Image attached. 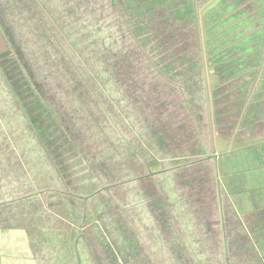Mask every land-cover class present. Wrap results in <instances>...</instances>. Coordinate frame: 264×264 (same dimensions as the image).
I'll return each instance as SVG.
<instances>
[{"label":"rangeland","instance_id":"1","mask_svg":"<svg viewBox=\"0 0 264 264\" xmlns=\"http://www.w3.org/2000/svg\"><path fill=\"white\" fill-rule=\"evenodd\" d=\"M115 1L118 8H125L133 0ZM195 1L197 14L202 15L214 0ZM246 5L251 12L252 6ZM117 7L112 0H0V28L8 41L5 45L0 35V67L31 120L42 129L37 136L43 138L53 160L61 163L62 175L68 178L70 186L76 185L74 179L77 186H84L79 180L93 184V180L87 179L92 174L97 176L102 187L118 181L113 193L118 200L126 201L134 212L158 208L160 192L163 193V187L170 183L167 179L149 180V174L166 165L178 167L173 171L180 189L178 193L181 200L188 199L185 207L191 210L190 220L200 225L193 229L198 236L188 234L190 240H183V248L189 251L190 258L199 251H210L209 258L191 259V264H222L216 251L221 229L213 224L203 225L204 221L216 224L222 221L229 239L231 264H259L258 257L264 250L260 243L264 240L263 229L247 227L225 200L224 214L219 215L215 181L209 179L213 173L210 159L192 166L183 163L190 161L202 148L207 150L208 156L212 157L213 153L217 156L226 148L225 142H229L234 130H240L243 125L249 124L238 133V141H261L264 138V91L250 121L237 126L236 100L246 76L240 75L233 80L225 78V72L219 71V66L212 67L202 55L205 79L202 90L198 79L202 73L197 67L198 43L194 41L195 30L189 24L184 22L169 31L159 22L155 25L148 22L145 27L137 23L131 31L134 36L130 37L117 21ZM130 9L131 6L126 10ZM165 12L158 7L152 21L165 16ZM85 23L109 29L111 45L104 46L96 41L92 32L96 29L84 27ZM44 26L66 51L70 61L82 71L84 81L92 85L93 95L81 79L72 74ZM147 33L150 39H146ZM138 44L149 46L148 51L141 52ZM8 46L15 49L17 61L7 56ZM216 77L220 78L218 87ZM204 91L208 107L204 103ZM9 96L0 93V114L5 112L4 122L16 124L18 111L12 110L15 104ZM3 100L6 107H3ZM101 108L125 134L128 144L141 152L145 162L126 150L125 141L115 135ZM209 113L215 116V121L209 118ZM3 125L0 121L2 130ZM10 138L18 146L22 142L16 134ZM31 145L32 149L25 148V155H19L38 179L37 172L43 173L44 168L34 160L33 152H37ZM153 158L164 162L152 165ZM130 178H138L140 185L136 187ZM137 194L143 199L150 196L151 202L135 203ZM105 202L104 199L96 200L92 205L96 207V203ZM109 213L106 221L112 223L113 216L119 218L114 211ZM173 216L182 218L179 214ZM254 230L260 234L251 235ZM180 231L184 233L182 228ZM174 262L185 264L181 260Z\"/></svg>","mask_w":264,"mask_h":264},{"label":"flooded vegetation","instance_id":"2","mask_svg":"<svg viewBox=\"0 0 264 264\" xmlns=\"http://www.w3.org/2000/svg\"><path fill=\"white\" fill-rule=\"evenodd\" d=\"M112 1L113 5L117 7L116 1ZM192 1L195 5V13L197 15L196 1ZM216 1L217 0L212 1L204 9L202 14L214 10L221 4L217 10L215 9L216 11H214L213 16L230 20L225 22L226 26L222 29L226 33L222 36L223 39L228 38V40H230L231 37L234 38L217 53L221 61L212 60L209 62L207 60L208 52H206L204 45H199V56L201 60L197 61V67L201 69L202 77L198 79L200 80V88L203 90L205 87V79L202 55H205L204 60H207V63L212 67L213 65L219 66V71L225 72V78L233 80L240 75L246 76V80L242 85V91L236 100V123L237 126H239L242 122L248 123L253 117L254 108L257 105L259 96L264 91V0H219L213 7L212 4ZM246 3L252 6L251 12L247 10ZM44 27L50 40L53 41L54 37L50 34L51 32L46 26ZM240 32L245 33L248 38L244 44L234 47L236 36L240 35L241 37ZM0 35L3 43L8 45V41L2 33L1 28ZM54 43L57 45V41ZM240 46L241 48H239ZM202 51L206 53H202ZM222 51L224 52L223 56L221 55ZM6 52L11 60L17 61L15 49L8 46ZM235 52L237 53L233 56L235 57V61L228 59L231 53L235 54ZM211 55H214V53ZM0 69L4 73V69L1 67ZM4 75L8 78L5 73ZM219 79L220 78L216 77L217 87ZM0 85L1 92L7 93L4 91V85L6 84L3 82L1 76ZM203 93H205V91ZM8 94L13 101L14 98L11 93ZM205 96L204 103H206L208 107L206 93ZM13 103L16 105L17 102L15 103L13 101ZM6 106L7 103L3 100V107ZM3 107L1 105V109ZM46 107L50 111L47 105ZM25 109L28 121L19 107L16 106L15 109H12L18 111L16 115L18 116V122L16 124L11 121L4 122L6 121V115H3L5 112L0 114V121L4 124V130L0 128V162L3 164V168L0 170V206L33 196L42 197L47 207H49V205L52 208L61 206L62 214L69 217V220L75 223L76 226L77 238L72 247V251L76 257L75 264H81V254L78 247L80 239L81 243L84 241V245L88 246L91 252H93V247L95 245L89 240V237L92 236L102 238L105 240L106 246L108 245L112 251L115 250L120 253H124L126 250L125 242H131L133 246L132 261L124 262L123 259H119L120 261H117V264H181L180 262H174L176 260H181L185 264H191V259L201 261V259L205 260L210 257V251L207 253L203 250L190 258L189 251L183 248V240H190L191 234L198 236L193 229L195 226L197 228L200 227V225L197 224L196 221L193 223V221L190 220L191 210L185 207V203L188 199L181 200V194L178 193L180 189L176 186L173 172L177 170L178 167L173 168L172 166L166 165L162 167L161 170L149 174V178H147L149 180L161 181L167 179L170 183L168 186L163 187V193L160 192L161 198L157 201L159 204L158 208H145L141 212H134L130 205L125 204L126 201L123 202L118 200L113 193V189L116 188L118 181L111 186L105 185L102 187L99 186V179L97 176L88 172L91 173L92 176H89L87 179L93 180V184H90L88 181L83 182L79 180V184L84 186H77V181L74 179L76 185L71 184L70 186L66 181L68 178L62 175L61 163L53 160V156L50 155L48 148L43 144V138L40 135L37 136L42 129L38 128L37 123L31 120L26 107ZM103 109L104 108H101V110ZM106 114L107 116L105 117H107L110 122L115 135H117L120 140L125 141L126 150L130 151L133 156L137 157L142 162H145V159L141 156V152L128 144L125 134L117 129L107 111ZM208 115L209 118L212 117L214 120L215 116L213 114L210 115L209 113ZM207 123L209 127V120H207ZM248 125H243V127L247 128ZM250 127L251 126H249V128ZM242 128L240 130H234L229 142H225L226 148H223L217 156L215 153L212 154V157L208 156L207 150L202 148L197 154L191 157L192 159L190 161L186 160L183 164H185V166H192L210 159L213 166V173L210 174L209 179L215 181V204L219 215L223 216L224 214L223 205L225 200V204L229 209L232 210V212L236 214V217L241 219L247 227L251 230L263 229L264 232V138L258 142H250L247 140L238 141V133H240ZM15 134L20 138V141H22L19 146L16 143L15 146L14 140L12 141L10 138V136H14ZM24 142H28L29 144H24ZM31 144L34 145V150L37 152H33L35 155L34 160L38 161V164H35L41 165L44 168L43 173L37 172L38 179L34 178V170L29 165L26 166L22 157H20V155L24 154L25 148L29 149ZM72 150L77 152L74 146H72ZM133 150L136 151V154H133ZM29 154L30 153L27 152L28 156ZM203 155L206 157L199 158ZM180 159H183V157ZM150 161L152 165L156 162H160V164L164 162L157 158H153ZM57 163H59V165H57ZM144 165H146V163H144ZM179 166H182V164L179 163ZM136 179L138 178H130L129 181L137 187L140 184L137 183ZM139 195L141 194L135 195L137 197L135 203L141 204L144 200L148 203L151 202L150 196L143 199ZM154 196H156V193ZM102 199L106 200V202L96 203V207L92 205V202ZM119 202H121L123 206H121ZM132 202H134V200ZM110 211H114L119 216V218L113 216L112 223L105 220L106 215L110 214ZM160 213L161 216L158 217ZM174 214H179L182 218H174ZM120 218L122 221H120ZM206 224H210V226H212V224L215 226L217 225L221 229L219 234L220 245L219 248L217 246L216 251L219 252L218 257L222 261V264H231L232 259L229 253V239L222 221H219L218 224H216V222L212 223V221L210 223L204 221L203 225ZM180 228L184 230L183 234ZM259 234V231L256 230L251 233L253 236ZM150 235L158 236L163 240V243L155 244L148 242L145 237ZM258 237L259 236L256 238ZM141 238H143L144 244L141 243ZM260 243L264 245V240H261ZM101 246L105 247L102 243ZM156 247L163 248V259H161L159 253L156 254L157 258H155V254L147 253L146 250L155 251ZM258 259L257 261L259 264H264V250H261Z\"/></svg>","mask_w":264,"mask_h":264},{"label":"crops","instance_id":"3","mask_svg":"<svg viewBox=\"0 0 264 264\" xmlns=\"http://www.w3.org/2000/svg\"><path fill=\"white\" fill-rule=\"evenodd\" d=\"M2 168L0 162V170ZM61 210V206L47 207L40 196L0 206V264H75L72 247L77 238L76 226ZM145 238L150 243H163L158 236ZM89 240L95 245L94 253L84 245V241L81 243L79 240L81 264H117L121 259L132 261L133 246L130 241L125 242L126 250L120 253L112 251L102 238L92 236ZM146 251L155 254V258L159 253L163 259L164 250L161 247Z\"/></svg>","mask_w":264,"mask_h":264},{"label":"trees","instance_id":"4","mask_svg":"<svg viewBox=\"0 0 264 264\" xmlns=\"http://www.w3.org/2000/svg\"><path fill=\"white\" fill-rule=\"evenodd\" d=\"M221 4L215 8L216 10L220 7ZM131 6V9L126 10ZM158 7L164 8L166 10L165 16H162L159 19H155L152 21L153 16L156 15V9ZM212 10L207 12L206 14L199 15L195 13V5L193 4L192 0H133L129 5L127 4V7L122 8L119 7L116 9V17L118 23L122 26V28L126 31H128L129 36H134L133 33H131L132 28L134 27V24L140 23L141 26L145 27L149 23L151 25L157 24V22L161 23V25H164L167 30H171L174 27L181 25L182 23L186 22L195 30V36L194 41L195 43H198V47L196 49V53L198 54V60L200 61L201 58L199 56L200 49L199 45H204L206 52H208V61H221V58L217 55L219 51H221V48L223 46L228 45L231 40L234 37H231L230 40L228 38L223 39V36L226 32L223 31V27L226 26L225 22L230 21L229 19H220L218 16H213L214 11ZM162 11V10H160ZM128 14V15H127ZM127 17V19H126ZM134 17H137L138 20L134 19ZM149 22V23H148ZM200 22V24H199ZM84 27H91L92 29H96L92 32L94 36H96V41L99 40L101 45L104 46H110L111 45V39L109 38L110 30L105 27H98L96 24H84ZM200 28V29H199ZM240 35L236 36V41L234 43V47L238 45H242L246 42L248 36L245 35V33L240 32ZM243 35V36H242ZM141 37V36H139ZM146 39H150V34H146ZM53 39V38H52ZM54 42H56L55 39H53ZM229 41V42H228ZM150 40L148 41L147 45L149 44ZM57 47L59 49V52L63 55L64 59L68 62V66L71 69L72 74H74L77 78L81 79L82 83L84 84L86 90L93 95V87L91 84H87L83 79V73L80 71L77 67V65L70 61L69 57L66 54V51L61 48V46L57 43ZM145 48V49H144ZM138 49H140L141 52H146L149 49V46H142L141 44H138ZM230 51V50H229ZM210 53V54H209ZM214 53V55H211ZM224 52L222 51L221 55L223 56ZM235 54L231 53L230 57L228 59H231L235 61ZM211 55V57H210ZM104 74V73H103ZM0 76L3 79V82L6 84L4 85V91L7 93H11L12 97L14 98L13 101L16 103V106L19 107L21 112L24 114L25 118L28 121V117H26V109L23 106V104L20 102L19 98L15 94L14 89L12 88L11 83L9 82L8 78L4 75L3 71L0 69ZM103 76H107L104 74ZM202 76L198 77L201 78ZM7 86V87H6ZM34 92V90L32 89ZM18 104V105H17ZM105 116H107L106 111L103 109L101 110ZM133 154H136V151L133 150Z\"/></svg>","mask_w":264,"mask_h":264},{"label":"water","instance_id":"5","mask_svg":"<svg viewBox=\"0 0 264 264\" xmlns=\"http://www.w3.org/2000/svg\"><path fill=\"white\" fill-rule=\"evenodd\" d=\"M218 1H219V0H217L216 2H214V3L212 4V6L214 7V6L218 3Z\"/></svg>","mask_w":264,"mask_h":264}]
</instances>
